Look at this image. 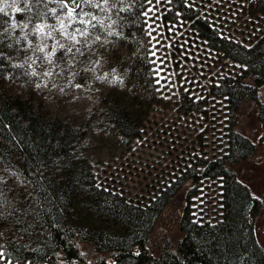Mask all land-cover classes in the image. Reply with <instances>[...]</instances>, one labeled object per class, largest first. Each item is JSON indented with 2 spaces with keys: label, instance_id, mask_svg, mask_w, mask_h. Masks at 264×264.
I'll return each instance as SVG.
<instances>
[{
  "label": "trees",
  "instance_id": "trees-1",
  "mask_svg": "<svg viewBox=\"0 0 264 264\" xmlns=\"http://www.w3.org/2000/svg\"><path fill=\"white\" fill-rule=\"evenodd\" d=\"M75 1L71 25L76 40L63 48L58 45L56 53L80 70L81 83L98 82L88 70L93 55L103 58L109 74L92 106L77 113L81 120L9 85L13 78L20 84H27L26 77L41 80L20 61V30L25 28L12 24L29 27L50 18L58 11L53 7L57 2L16 0L7 14H0V254L16 262L82 264L86 262L82 248L87 245L110 258L99 259V264H264V247L256 238L253 220L260 201L232 168L255 145L232 129L227 151L204 168L206 174L221 176L220 218L196 221L183 208L178 219L181 237L157 252L149 239L179 182L141 203L98 184L90 157L82 154L88 146L86 137L106 128L115 137L130 138L142 118L144 104L136 92L149 83L141 13L146 0ZM18 7L23 11L15 12ZM195 24L212 45L243 65L234 78L221 79L220 89L231 109L244 100L255 101L264 136V101L257 93L264 83V34L245 45L218 34L206 20L198 18ZM69 47L71 53L66 51ZM129 87L137 88L134 94ZM194 171L188 175L195 177Z\"/></svg>",
  "mask_w": 264,
  "mask_h": 264
},
{
  "label": "rangeland",
  "instance_id": "rangeland-1",
  "mask_svg": "<svg viewBox=\"0 0 264 264\" xmlns=\"http://www.w3.org/2000/svg\"><path fill=\"white\" fill-rule=\"evenodd\" d=\"M180 1L186 8L182 9L177 0H146L141 12L150 71L148 86L136 92L144 104L136 134L121 138L106 128L95 129L86 137L88 146L82 154L90 157L98 184L123 192L135 203L148 201L179 182L149 239L157 252L158 247L174 245L181 237L178 219L183 208L196 221L220 218L221 176L206 174L204 168L227 151L232 129L255 145L254 151L232 168L259 198L260 206L253 215L254 230L264 247V136L255 101L244 100L231 109L227 94L221 92V79L234 78L243 65L212 45L195 24L198 18L206 20L218 34L249 45L264 34V0ZM54 2L57 4L53 7L58 6L55 15L20 30L19 47L23 50L18 51V57L30 73L41 76L40 82L35 75L32 80L26 77L27 84L13 78L9 85L25 94L34 93L44 99L46 107L73 117L92 106L99 85L108 84L109 74L100 55H93L88 64L98 82H79L80 70L56 51L49 62L48 54L54 47L72 44L70 36L77 37L71 25L74 13L68 17V11L78 2L64 0L63 6L61 0ZM40 24L46 25L44 32H51L50 36L34 31ZM129 88L130 94L137 89ZM257 93L264 101V83ZM81 118L77 116V120ZM191 169L195 177L188 175ZM82 249L86 256L82 264L110 259L87 245ZM0 264L35 263L10 261L0 254Z\"/></svg>",
  "mask_w": 264,
  "mask_h": 264
},
{
  "label": "snow or ice",
  "instance_id": "snow-or-ice-1",
  "mask_svg": "<svg viewBox=\"0 0 264 264\" xmlns=\"http://www.w3.org/2000/svg\"><path fill=\"white\" fill-rule=\"evenodd\" d=\"M16 0H11V3L8 2V0H0V14H7L8 10L11 8L12 6V3H15ZM20 2V0H19ZM62 2V6H63V3H64V0H61ZM90 2V0H89ZM23 11V9H21L20 7L16 8L15 9V12L19 13ZM53 13L56 12V9H52L51 10ZM75 12V9H71L68 11V17H72L73 16V13ZM12 27L13 28H16V27H21V28H28V24H22V25H17L15 23L12 24ZM46 25H43V24H40V25H37L34 29L35 32L37 33H41V34H44V35H47V36H50L51 35V32H48V33H45L44 32V29H45ZM60 27L63 29L65 27L64 23L61 21V24H60ZM67 35V33H66ZM81 35H84L83 32H81ZM70 39L72 40H76V37L74 35H71L70 36ZM77 43L79 41H76ZM60 48H63L64 46L63 45H60L59 46ZM39 51L43 52L44 51V48H40ZM56 49L55 47L53 48V51L51 53L48 54V58H49V62H51V55H53L55 53ZM68 53H71L72 52V48H67L66 50ZM35 74V73H33Z\"/></svg>",
  "mask_w": 264,
  "mask_h": 264
}]
</instances>
